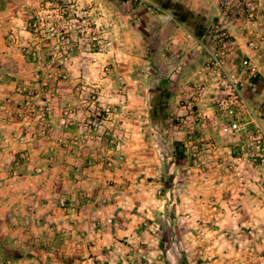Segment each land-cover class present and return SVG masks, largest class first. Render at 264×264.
Segmentation results:
<instances>
[{
    "label": "rangeland",
    "instance_id": "obj_1",
    "mask_svg": "<svg viewBox=\"0 0 264 264\" xmlns=\"http://www.w3.org/2000/svg\"><path fill=\"white\" fill-rule=\"evenodd\" d=\"M226 72L247 134L221 131ZM3 206L0 264L264 255V0H0ZM25 226L55 236L52 258L26 260Z\"/></svg>",
    "mask_w": 264,
    "mask_h": 264
},
{
    "label": "crops",
    "instance_id": "obj_2",
    "mask_svg": "<svg viewBox=\"0 0 264 264\" xmlns=\"http://www.w3.org/2000/svg\"><path fill=\"white\" fill-rule=\"evenodd\" d=\"M2 212H0V240H3L5 242V238L7 237V234H9V230L8 228H10V222L12 221L11 216H13L9 211L7 212L4 208V206L2 207ZM248 217H245V219ZM32 219V218H31ZM30 219V220H31ZM11 220V221H10ZM23 227V226H22ZM30 228V227H28ZM11 229V228H10ZM31 229V228H30ZM12 230V229H11ZM44 227H38L36 228V230L33 231L32 230H26V226L24 229V235H25V239L27 240L26 243L24 245V247H27L26 251L29 252L28 250H32V252L34 253H28L27 255H29L30 257H32V259H26L30 262H35L38 260V255H42L43 258H52L50 256H53L54 253H56V250L58 249L57 247H52V241L53 238H55V236L53 237V235L51 236V234H49L48 231H44ZM250 234L249 232L255 233V230H251V229H244L242 230H231L230 235L232 237H239L242 235H248ZM33 232V233H32ZM55 232V231H54ZM246 232V233H245ZM13 236V235H12ZM24 237V236H23ZM2 238V239H1ZM16 243H18V240H15ZM94 247V246H93ZM93 247H90V249L92 250ZM111 245H107L104 246L102 248V251H106V252H112L113 253V247L111 248ZM95 248V247H94ZM132 248V246L130 247ZM251 247H246V249L244 250L243 246H238V244H232L231 245V249L230 251L233 252V254L238 253L239 251H249ZM258 247H254L251 248L254 253V255H251L250 257H246L243 259H232V261L234 263L237 264H260L263 261V256L262 255V250ZM116 250V249H115ZM58 255V253H57ZM125 261L122 262V259L120 257V259L116 262V264H120V263H124ZM25 264H29V262H25ZM108 264V263H105Z\"/></svg>",
    "mask_w": 264,
    "mask_h": 264
},
{
    "label": "built area",
    "instance_id": "obj_3",
    "mask_svg": "<svg viewBox=\"0 0 264 264\" xmlns=\"http://www.w3.org/2000/svg\"><path fill=\"white\" fill-rule=\"evenodd\" d=\"M215 53H213L214 55ZM215 56V55H214ZM228 79L227 91H223L216 100L220 117L222 119L221 131L231 135H243L247 134L248 126L250 122L255 121V110L252 107L248 98L244 95L241 86L233 77L227 73ZM253 91L257 90V84L251 83ZM248 113L252 117L249 120L245 113ZM261 143V140H259ZM243 149H245L243 147ZM259 153L252 154V160L254 163H259Z\"/></svg>",
    "mask_w": 264,
    "mask_h": 264
},
{
    "label": "trees",
    "instance_id": "obj_4",
    "mask_svg": "<svg viewBox=\"0 0 264 264\" xmlns=\"http://www.w3.org/2000/svg\"><path fill=\"white\" fill-rule=\"evenodd\" d=\"M168 9H170L174 15L180 21H186L189 18V14H191L190 10H184L183 6L180 3H175L174 5H166Z\"/></svg>",
    "mask_w": 264,
    "mask_h": 264
}]
</instances>
